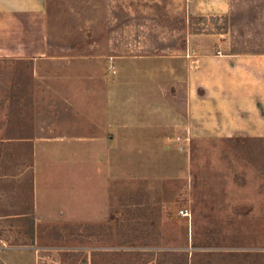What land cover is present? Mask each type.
I'll return each mask as SVG.
<instances>
[{
  "label": "rangeland",
  "instance_id": "374dc122",
  "mask_svg": "<svg viewBox=\"0 0 264 264\" xmlns=\"http://www.w3.org/2000/svg\"><path fill=\"white\" fill-rule=\"evenodd\" d=\"M206 2L45 0L48 55L38 61L0 58V264H184L186 254L189 264H264V136H227L218 128L232 122L231 98L238 94L249 108L261 80L264 95V62L240 61L238 68L216 76L196 72L200 56L234 53L236 43L264 52V0H229L226 13H189V3ZM234 10L241 14L236 26L230 21ZM198 27L205 31L195 32ZM213 33L218 36L208 35ZM245 54L264 59V53ZM203 78L223 80L216 89L223 91L225 116L218 123L213 113L207 115L214 129L202 128L200 117L194 132L187 124L173 125L178 150L167 156L166 174L145 176L124 168L123 152L106 221L38 220L35 116L36 111L43 116L53 102L43 92L54 90L58 80L72 82L75 90L85 83L93 92L83 109L102 121L111 83H118L120 114H126L131 109L127 85L145 80L152 96L161 94L172 112L187 115L190 86L202 94ZM36 80L41 98L35 97ZM48 122L38 120L39 129L46 130ZM246 124L254 127L251 109ZM96 149L77 142L39 145L38 196L44 214L57 218L63 204L96 211L103 179L91 160L81 177L77 164L80 155L94 160ZM80 180L87 199L73 196ZM182 208L188 216L180 214ZM31 210L34 238L26 213Z\"/></svg>",
  "mask_w": 264,
  "mask_h": 264
},
{
  "label": "crops",
  "instance_id": "0c3cea01",
  "mask_svg": "<svg viewBox=\"0 0 264 264\" xmlns=\"http://www.w3.org/2000/svg\"><path fill=\"white\" fill-rule=\"evenodd\" d=\"M189 1L195 2V0ZM187 9L191 14L226 13L229 10V0H207L202 6L189 3ZM208 35L218 36L216 33ZM48 51L45 0H0V58L35 59L38 61V59L45 58ZM240 61L254 62L255 66H261L264 59L253 57L252 54L223 52L206 54L199 57L196 72L201 74L209 72L216 76L217 74L220 75L222 71H228V68L230 70L238 68ZM222 82L221 79L203 78L202 81H199L204 89L202 94L197 91L196 87L190 86L187 115L172 112L161 94L152 96L150 92L151 83L145 80L132 81L127 85L128 95L131 97L128 102L131 109L126 114L123 112L120 114L118 83H111V95L106 98V115L101 121L83 109V105H86L87 102L90 103L91 100L86 97L89 92L90 94L93 92L90 87L87 88L86 84L83 83L81 86H77L78 90H75L76 86L70 84L72 83L70 81H56L54 90L43 92L49 96L52 95L53 102L48 106L49 111L46 110L43 116L37 114L38 111H36L35 116L37 125L35 138H33L35 156L34 194L38 220L51 222L106 221L111 209L112 185L117 183L119 179L120 154L126 153L121 158H125L122 159L126 163L123 166L128 170L131 169V171L142 173L145 176L166 174L167 156L178 150L173 125L178 123L181 127H186L187 124V127L190 126V131L194 132L197 128L194 122L200 117L203 120L202 128L214 129V122L207 115L213 113L218 118V123L225 116L224 111L227 104L222 98L223 91L220 88L216 89V86L218 87ZM237 85L238 82L236 81L234 86ZM257 85L258 90L254 93L255 101L249 103V108L247 101L237 97L238 94L231 98L234 101H230V109L234 114L233 118L231 117L232 122L229 120L225 122L224 126L218 124V128L223 130L227 136L235 132H245L251 136H264L262 80ZM34 86L36 89L35 97L39 98L42 94L39 91L40 82L36 80ZM76 94H78L77 98ZM83 94L87 98H85V102L82 101ZM39 105L40 103L36 102L37 108ZM249 109L254 113L255 124L253 128L248 129L246 122ZM194 113H199L202 116H196L198 114ZM72 116H76L74 122L71 121ZM43 118L49 121L46 130L38 127V120ZM76 119H78V123ZM241 125H246V127H241ZM229 126H236V129L230 130ZM42 131L53 136L42 138L40 137ZM184 139L186 140L188 137H184ZM73 142L87 145L95 144L96 151L99 152L94 160L88 159L87 154H85L83 157L80 155L77 162L80 177L88 160H91L96 166L97 175L103 179V182L101 181L103 184L100 183L98 196L95 197L96 203L94 205L97 209L93 211L89 207L90 210L84 212L80 208L71 210L70 207L63 204L62 208L60 207L59 215L51 214L58 217L52 218V216L42 212L39 204L38 193L40 189L37 178L39 145L43 143L52 145L71 144ZM72 192L74 198L87 199V186L82 184L81 180L78 187L72 189ZM190 264L193 262L191 261Z\"/></svg>",
  "mask_w": 264,
  "mask_h": 264
},
{
  "label": "trees",
  "instance_id": "16d2710c",
  "mask_svg": "<svg viewBox=\"0 0 264 264\" xmlns=\"http://www.w3.org/2000/svg\"><path fill=\"white\" fill-rule=\"evenodd\" d=\"M240 12L239 11H237V10H234V11H232V13H231V25L232 26H236L237 25V23H238V21H239V16L241 15V14H239ZM200 18H203V16H200ZM180 22H185V21H183L182 19L181 20H179ZM241 30H243V29H241ZM203 31H205V28H200V27H198V28H196V30H195V32H203ZM220 32V31H219ZM233 52L234 53H243V54H245V53H264V52H262V51H257L255 48H253V47H244V46H239V45H237V43L233 46ZM248 139H252V137H247ZM27 214H28V216H29V218H28V221H29V224H30V230H29V234H30V237L31 238H34V235H35V217L33 216L34 215V210H31V211H28V212H26ZM185 263L184 264H189V258H188V254H186V256H185ZM168 264H179V263H176V262H173V263H171V262H169Z\"/></svg>",
  "mask_w": 264,
  "mask_h": 264
},
{
  "label": "built area",
  "instance_id": "2783aa9c",
  "mask_svg": "<svg viewBox=\"0 0 264 264\" xmlns=\"http://www.w3.org/2000/svg\"><path fill=\"white\" fill-rule=\"evenodd\" d=\"M180 214L181 215H183V216H188L189 215V211H188V209H186V208H182V209H180Z\"/></svg>",
  "mask_w": 264,
  "mask_h": 264
}]
</instances>
